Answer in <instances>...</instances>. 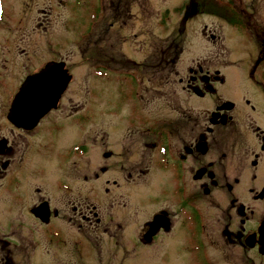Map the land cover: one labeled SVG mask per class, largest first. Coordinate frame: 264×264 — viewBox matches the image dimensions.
I'll return each mask as SVG.
<instances>
[{
	"label": "rangeland",
	"instance_id": "374dc122",
	"mask_svg": "<svg viewBox=\"0 0 264 264\" xmlns=\"http://www.w3.org/2000/svg\"><path fill=\"white\" fill-rule=\"evenodd\" d=\"M113 1L116 3V0ZM186 2L187 0H122L120 15L125 23H121L114 14L111 21L99 14L107 0H0V149L4 141L5 146L10 147L7 148L9 150L3 148L0 152V229L5 232L13 231L15 238L24 239L14 248L15 264H56L53 255L61 248L63 237H59L60 244L58 239H50V251L36 240L33 249L27 246V238L30 237L25 234L29 227L27 218L32 222L27 206L30 199L32 202L39 197L49 198L50 204L58 209L62 217L58 219L61 221L58 223L64 228L59 227L61 236L67 232L68 235L86 237L94 250L93 257L87 260L89 264H216L210 258L209 251L203 248L205 244L200 236L173 233L176 230L174 221L171 223V235L159 234L150 243L155 224L153 222L147 235L140 237L145 229L143 224L151 219L152 212L171 203L168 198L169 193H172V181L167 172H163L157 158L155 165L147 166L148 173L139 175L141 178H137V174L133 172L128 178L127 165L124 164V171L115 165L123 157L128 165H132L135 160L134 155L122 154L119 157L116 129L125 127L128 123L126 120L131 112L134 113V109L130 111V102L120 91L115 76L121 79L124 72L129 76V70L135 76H140L145 97L151 98L152 102L158 101V104L166 101V94L169 98L184 97L186 94L180 90V85H175L176 78L187 76L188 68L196 70L199 59L215 54L209 36L202 37L199 34L200 24L203 22L210 28L217 29L216 33L222 37L225 45L223 50L234 52L235 59L245 56L244 51L237 47L233 51L231 42L224 39L228 37L224 34L225 31L219 32L217 22L212 17L202 16V20L199 16H192L182 22ZM60 53L59 61L55 63H62L70 78L49 108L58 106V110L65 103L69 107L67 111L77 109V112L70 118L63 108L58 111L60 117L51 115L41 119L37 130L30 135L25 158H21L25 145L21 137H25V133H18L19 130L7 120L11 104L8 98L15 92L25 74L39 71L48 64L47 62L41 66L43 61L57 60ZM160 58L162 60L156 63ZM150 64L152 68L156 66L157 72L148 68ZM50 66L54 67V63L47 65L44 70L58 72L60 80V70ZM221 70L227 76V81L218 86L219 92L224 98L240 100L242 86H250L249 83L246 81L243 84L240 81L236 68ZM45 72L37 75L38 81H46L45 76H42ZM107 75L109 76L106 77ZM53 83L52 78L51 84ZM42 86V83L41 87L38 85V89H42ZM173 87L176 89L173 90ZM52 95L55 93L50 96ZM190 98L187 96V102ZM237 107L238 111L233 110V113L241 125L243 139L252 142L249 125L253 118L258 117V111L250 112L242 105ZM153 108L156 109V106ZM41 109L29 116L30 122L16 125L31 128L36 119L47 112L45 110L33 121ZM163 111L166 110L158 112ZM90 125L94 126L89 127ZM105 125H110V139L104 136ZM260 127L263 128L264 125ZM84 139L88 143L83 145V149L78 146L77 157L72 153V158L76 157L74 165L77 170H84L76 172L77 181L73 180L75 189L63 190V194L57 198L58 192L53 193L52 190H56V182L62 183L65 180L63 170L67 164L66 147ZM14 140L16 149L12 144ZM108 144L113 147L112 156L105 163L101 152ZM255 145L254 141L253 146ZM201 147L203 149V145ZM240 152L239 148L236 155ZM212 159L216 161L217 158L213 155ZM242 161L245 165V160ZM103 165L107 168L105 172L99 170ZM219 166L220 164L216 165ZM238 166H242L241 161L237 168ZM112 180H116L118 184L113 185ZM182 181L187 182L191 190H198L199 181L194 180L191 174H184ZM36 186L39 187V193H33ZM90 188L94 191L93 196ZM218 189L216 194L213 193L216 199L213 203L219 205L217 208L214 205L210 208L213 204L210 201V204H206V200H202L204 207L203 202L198 201L203 207L202 215L214 216L220 211L223 216V212H226V198L229 199V195ZM130 191L134 201L129 196ZM69 194L71 196L66 199ZM76 195L78 206L82 210L84 206L92 208L94 205L104 222L111 217L106 233H101L100 227L89 231L80 220L71 218L66 221L64 214L73 215L70 206ZM230 215L233 216L232 211H229ZM174 219L177 220L178 217H172L171 220ZM219 222H211V231L216 229ZM57 225L54 224L53 227ZM215 236L218 240L216 232ZM59 257L62 264L80 263L69 260L70 256L63 250ZM220 261L222 264L230 263L225 257Z\"/></svg>",
	"mask_w": 264,
	"mask_h": 264
},
{
	"label": "flooded vegetation",
	"instance_id": "af4514ba",
	"mask_svg": "<svg viewBox=\"0 0 264 264\" xmlns=\"http://www.w3.org/2000/svg\"><path fill=\"white\" fill-rule=\"evenodd\" d=\"M121 2L122 0H116L114 3L113 0H110L108 7L107 0L99 14H103V17L110 21L114 14V16L119 17L121 23H125L124 18L121 19L120 15L122 13L119 7ZM183 10L182 22L192 16H199L202 19V16L207 15L215 19L219 32L224 30V34L228 36L224 39L231 42L233 51L237 47V49L244 51L245 56L235 59L233 57L234 52L223 50L222 47L225 45L222 37L216 33L217 29L210 28L203 22L200 24L199 34L202 37L204 35L209 36L215 54L212 57L206 56L199 59L200 62H198L196 70L188 68L187 76L176 78L175 85H180V90L186 94L184 97L169 98L166 94V101L158 104V101L152 102L151 98L145 97L140 85V76H135L130 70L128 71L129 76L126 75L127 72L123 73L121 79L115 76L120 91L130 102V111L134 109V113L129 114L126 120L128 123L124 128L118 127L116 129L113 127L118 133L119 157L123 156L122 154H127V156L134 155L135 159L132 165H128L124 162L126 158L123 157L121 160H117L115 165L122 171L125 170L124 164L127 165L128 178L131 176V172L137 174V178H141L139 175L148 173L149 168L147 166L155 165L157 158L163 172H167L172 181V193H169L168 198L171 203L152 212L151 219L147 222L144 221L145 229L140 237L147 235L153 225L152 223L155 222L150 237V243H152L159 234L169 235L172 232L171 223L174 221L176 230L173 233L200 236L205 244L203 248L209 251L210 258L214 259L216 264H222L220 261L222 257L229 259V264H237V262L240 264H264V127H260V125H264V0H187ZM60 56L61 53L57 60L43 61L41 66L47 62H58ZM161 60L162 58L155 62ZM162 62L167 63V61ZM123 63L126 64L125 61ZM148 68L157 72L155 65L152 68L150 64ZM226 68H236V75L240 81L243 84L247 81L251 86H242L241 93H239L240 100L233 101L224 98L218 90V86L227 81V76L221 70ZM37 71L25 74L22 81ZM21 82L15 88V92H12L11 97L8 98L10 99L9 103L18 91ZM175 89L173 87V90ZM187 96L188 98L191 97L189 102H187ZM191 100L195 103H192ZM64 104L58 110H56L58 106L50 107L49 111L47 109V112L36 119L35 123L28 129L16 125L15 121L7 117L11 125L19 130L18 133L20 131L25 133V137H21L22 143L25 144L21 158H25L29 149L30 135L37 130V125L41 119L51 115L60 117L59 110L64 108V111H67L69 109ZM237 105H242L250 112L258 111V117H252V123H248L252 132L250 137L252 142L243 139L241 125L238 124L233 113V110L238 111ZM153 106H156V109ZM161 110L166 111L159 113L158 111ZM9 111L10 108H8V114ZM76 112L77 109L67 111L70 118ZM25 115L29 117L30 112H26ZM19 124L22 125V123ZM92 126L94 125L89 127ZM105 126L107 130H103V133L105 132V138H109L108 126L110 125ZM88 135L86 134V136ZM117 137L115 138L116 142ZM254 141L256 142L255 146H253ZM85 143L88 141L84 139L78 144L72 143L66 147L67 164L63 170L65 180L62 183L56 182L58 183L57 188L52 190L53 193L58 192L57 198L63 194V190L75 189L73 180L77 181L76 172L84 170V168L77 170L74 163L78 146L83 149ZM2 144L0 152L3 148L6 150L9 147L5 146V141ZM12 144L16 149L15 140ZM109 144L101 152L105 163L109 162L108 159L112 156L113 147ZM201 145H203V149ZM239 148L241 152L236 155ZM72 153L75 154V159L72 158ZM211 154L217 158L216 161H213ZM21 158L19 157V159ZM230 158L234 161H231ZM225 159L228 160L225 161ZM242 160H245V165ZM240 161L242 166L237 168ZM215 164L217 166L220 164V166L216 167ZM99 170L105 172L107 168L103 165L99 167ZM184 174L188 176L191 174L194 180L199 181L198 190H191L189 184L182 181ZM112 184L117 185L118 182L112 180ZM38 188L37 186L34 187L33 193H39ZM216 189L229 195V199L226 198V202H228L226 212H223V216H221L222 212L220 211L214 216L202 215L205 206L202 200H206V204H210L209 201L213 203L215 199L213 193L216 194ZM104 190L107 191V188L104 187ZM90 193L93 196L92 188H90ZM70 194L67 195L66 199L71 196ZM211 195L213 198H210ZM129 196L134 201L131 191ZM77 201L76 195L70 206L73 215L64 214L66 221H70L71 218L80 220L87 230L93 231L100 227L101 233H106L111 217L104 222L96 206L92 205V208L84 206L82 210ZM198 201L203 202V207L198 204ZM50 203L49 198L39 197L32 202L31 199L29 200L27 210L32 222L30 223L27 218L26 223L29 227L25 234L30 235L27 238L28 248L33 249L34 240H36L49 248L50 251L52 248L49 244L50 239H58V244H60L59 237H63L61 248H58L56 255H53L55 263L62 264L59 257L62 250L68 257L70 256L69 260L80 261V263L71 264L88 263L87 260L93 257V247L83 235H68L67 232L64 236L60 235L59 227L61 229L63 227L58 223L61 222L58 219H62V217L58 209ZM213 205L216 208L219 206L213 203L209 207L211 208ZM164 208L168 209L169 216L168 211ZM229 211L233 212V216H229ZM172 217H178V219L171 220ZM218 220L220 221L218 223L219 229L216 230L217 226L214 231H211L212 223ZM54 224H58L57 227H53ZM12 232H5L0 229V264H15L13 261L14 248L18 247L19 243L24 240L23 238H15ZM215 232L219 236L218 240H216ZM19 236L23 237L21 234ZM137 238L140 239L139 236ZM87 244L90 247L86 246Z\"/></svg>",
	"mask_w": 264,
	"mask_h": 264
},
{
	"label": "bare ground",
	"instance_id": "6f19581e",
	"mask_svg": "<svg viewBox=\"0 0 264 264\" xmlns=\"http://www.w3.org/2000/svg\"><path fill=\"white\" fill-rule=\"evenodd\" d=\"M41 83L43 84L42 89H38V85L41 87ZM46 90H49L47 95L44 93ZM51 93L52 90L48 87L47 81L43 82L42 80L38 81L36 79H30V82H28L26 87H24L23 95L17 96L11 104L8 118L15 121L17 124L29 120V117L25 115L26 112H30V115L37 113L41 107H44L43 104L47 101ZM45 108H42L40 112H43ZM40 112L35 116L33 121L38 118Z\"/></svg>",
	"mask_w": 264,
	"mask_h": 264
},
{
	"label": "water",
	"instance_id": "95a60500",
	"mask_svg": "<svg viewBox=\"0 0 264 264\" xmlns=\"http://www.w3.org/2000/svg\"><path fill=\"white\" fill-rule=\"evenodd\" d=\"M49 66V65H53V63H48V64H46L42 69H40L38 72H36V73H34V74H31V75H28L24 80H23V82H22V84L20 85V87H19V89H18V91L15 93V95H14V97H13V99H12V101H11V104L13 103V101L17 98V96H22L23 95V93H24V87H26V85H27V83L28 82H30V79H38L37 78V75L38 74H40V73H42V72H45V73H43L42 74V76H45V80L47 81V85H48V87L52 90V93H55V95H52V96H49L48 97V99H47V101L44 103L45 105L47 104V106H46V108H45V105H44V107H42V108H45L44 110H43V112L45 111V110H47L48 108H49V106L52 104H54L55 103V101H56V99L58 98V96H59V94H60V92L65 88V85L67 84V82L69 81V78H70V76L66 73V71H65V69H63V64L62 63H54V67H51L50 66V68H55V67H57L58 68V70H60V74L62 75V77L60 78V80H59V74H58V72H54V71H51V70H44V68L46 67V66ZM56 69V68H55ZM50 71L51 72H53V73H50ZM54 79V83L53 84H51V79ZM48 79H49V81H48ZM39 80V79H38ZM59 80V81H58ZM58 89V90H57ZM55 90H57V92H54ZM46 95H47V93H49V90H46L45 92H44ZM51 93V94H52ZM50 94V95H51ZM11 104H10V106H11ZM42 110V109H41ZM42 112H40V114H41Z\"/></svg>",
	"mask_w": 264,
	"mask_h": 264
}]
</instances>
